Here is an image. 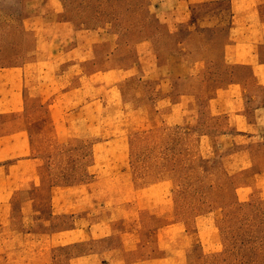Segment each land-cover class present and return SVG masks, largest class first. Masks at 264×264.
I'll use <instances>...</instances> for the list:
<instances>
[{
    "label": "rangeland",
    "instance_id": "obj_1",
    "mask_svg": "<svg viewBox=\"0 0 264 264\" xmlns=\"http://www.w3.org/2000/svg\"><path fill=\"white\" fill-rule=\"evenodd\" d=\"M39 15L54 45L58 33L75 37L57 21L81 27L82 43L96 46L87 71L138 70L116 82L114 97L93 91L97 127L81 136L35 97L23 117L0 115V134L29 128L38 158L19 188L9 186L14 193H0V264H155L168 253L172 264H264V182L255 178L264 142L247 146L248 137L227 133L228 116L209 115L207 75L177 80V50L151 0H0V64L36 55L41 34L24 20ZM155 52L158 71L133 67ZM173 80L177 94L199 90V117L169 120L158 91L168 94ZM248 149L254 166L239 170L250 161L235 153Z\"/></svg>",
    "mask_w": 264,
    "mask_h": 264
},
{
    "label": "crops",
    "instance_id": "obj_2",
    "mask_svg": "<svg viewBox=\"0 0 264 264\" xmlns=\"http://www.w3.org/2000/svg\"><path fill=\"white\" fill-rule=\"evenodd\" d=\"M151 3L154 16L160 24L168 26L166 33L171 42L167 48L177 50L173 58V67L179 72L177 80L195 81L199 73L204 79L207 75L211 84L205 86L206 92L202 94L209 98L206 107L209 115L228 116L231 132L227 133L248 137L247 146L255 141L264 142V0H151ZM24 24L26 30L41 34L42 43L36 55L31 54L26 61L0 64V115L23 117L32 111L28 98L35 97L47 104L51 118L61 122L62 128L74 134L77 131L79 136L81 132L87 134L83 129L92 131L99 118L98 106L93 105L98 102L93 91L97 93L98 88H104L106 97H114L116 82L131 78L138 69L110 66L89 72L86 66L95 60L96 46L88 45V41L82 43L81 27L77 28L70 20L57 21V31L74 29L75 37L74 43L66 42V35L58 33L59 42L54 45L51 33H45L43 16L25 18ZM136 62L133 67H143L145 63L154 71L161 67L156 52L153 61L140 57ZM159 79L155 73V82ZM174 84L171 81L164 96L156 89L169 120L189 122L199 117L200 109L195 103L201 97L199 90L186 86L177 94ZM157 88L161 89L160 82ZM6 127L10 130L0 134V162L9 163L0 167V193H14L9 186L19 188L18 181L29 176L28 170L33 172L32 164L38 158L33 155L31 132L26 125ZM238 154H244L250 161L239 170L252 169L255 157L251 149L236 152L235 156ZM255 178L264 182V171L256 172ZM179 252L188 255L187 249ZM173 256L168 253L165 258L156 259L155 264L164 261L172 264Z\"/></svg>",
    "mask_w": 264,
    "mask_h": 264
}]
</instances>
